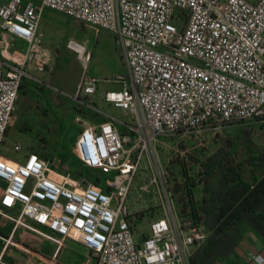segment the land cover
<instances>
[{"label":"built area","instance_id":"2783aa9c","mask_svg":"<svg viewBox=\"0 0 264 264\" xmlns=\"http://www.w3.org/2000/svg\"><path fill=\"white\" fill-rule=\"evenodd\" d=\"M43 8L109 29L119 47L124 72L115 77L118 87L101 97L124 109L128 119L89 99L95 78L81 80L72 95L80 109L71 151L82 166L104 176V186L84 175L72 178L69 171L53 178L48 160L34 151L20 161L1 153L21 81L40 83L36 72L50 64L37 31ZM0 29L25 44L9 50L8 40L0 39V203L16 208L14 216L0 212L79 241L94 264H190L205 231L188 216L182 219L158 146L175 131L264 117V0H6ZM66 44L85 66L86 45L71 37ZM85 107L102 120L91 123ZM141 170L146 173L139 189L148 193L152 186L164 209L136 241L138 211H129L126 198ZM247 257L264 264V247ZM0 264L8 263L0 258Z\"/></svg>","mask_w":264,"mask_h":264},{"label":"rangeland","instance_id":"374dc122","mask_svg":"<svg viewBox=\"0 0 264 264\" xmlns=\"http://www.w3.org/2000/svg\"><path fill=\"white\" fill-rule=\"evenodd\" d=\"M57 16L44 15L38 24V29L42 33L41 43L47 46L48 50H52L55 59H50V64L45 70L36 72L41 80L40 83L31 81L27 85L28 88L31 87L30 89L18 92L17 107L4 136L1 153L7 160L20 161L25 153L38 150L39 154L48 160L50 167H54L57 171L62 169L58 172H64L69 170L68 158L72 159L73 163L81 165L76 155L70 152L72 141L79 128V123L74 121V115L80 109L72 97V92L81 80L87 81L86 76L96 79V89L92 99L102 111L123 121L128 119V115L124 109L104 101L101 97L105 88L118 87L115 77L124 72L120 50L112 32L105 27ZM50 22H56L57 26L52 27ZM68 37L84 43L88 48L89 56L85 66L66 44ZM247 123L250 124L247 131L250 139L264 145V117L249 122L207 124L163 136V143L158 146V152L169 171V186H172L174 181L180 180L176 171L177 163L190 167L188 168L190 173L195 172L194 163L199 161V158L209 153L220 140L240 131ZM14 143L19 146L16 150L13 149ZM243 155L244 147L237 143L232 156L240 158ZM168 159L173 161L172 164H168ZM145 173V170L137 171L126 198L129 211L135 213L138 211L136 215L134 214L132 227L133 238L136 241H139L142 234L147 231L148 221L153 216L162 214L164 209L152 186L148 193L139 189L138 186ZM99 184L104 186L103 175ZM194 195H197L196 191ZM68 264H92V262L91 257L80 247L70 254Z\"/></svg>","mask_w":264,"mask_h":264},{"label":"trees","instance_id":"16d2710c","mask_svg":"<svg viewBox=\"0 0 264 264\" xmlns=\"http://www.w3.org/2000/svg\"><path fill=\"white\" fill-rule=\"evenodd\" d=\"M247 123L237 133L220 140L195 162L196 171L177 163L180 176L172 190L177 195L179 213L205 231L194 245L190 264H212L230 254L246 230L252 229L264 239V145L250 139ZM240 143L244 155L234 158V146ZM168 159V164H172ZM94 183L100 177L78 165ZM196 191L197 195H194Z\"/></svg>","mask_w":264,"mask_h":264},{"label":"crops","instance_id":"0c3cea01","mask_svg":"<svg viewBox=\"0 0 264 264\" xmlns=\"http://www.w3.org/2000/svg\"><path fill=\"white\" fill-rule=\"evenodd\" d=\"M5 1L6 0H0V4ZM31 1L38 2L39 0H31ZM47 14H55L58 15L59 17L65 16L66 18H68V20L72 19V17L68 15H64L55 10L43 8L41 10L38 24L40 23L44 15ZM50 25H52V27L57 26V23L50 22ZM37 31L40 33V37H41L42 33L38 29V25H37ZM1 38H6L8 40L9 50L24 49L25 44L21 38L14 35H10L9 33H6L0 29V39ZM40 42H41V38H40ZM44 47L47 48V46ZM49 50L51 54L50 59L51 58L55 59L53 57L54 54H52L51 52L52 50L51 49ZM29 82H31V80L23 79L21 81L18 92H22V91L24 92L27 91V89H30L31 87L30 88L27 87ZM75 90L76 87H74L72 93H74ZM18 92L15 98L14 109L8 126L12 122L14 111L17 107ZM93 93L89 94V99L94 103L92 99ZM83 114L91 123H98L103 118L102 114L97 113L94 110L87 107L84 108ZM116 125L118 129L122 128V125L120 123H117ZM34 152L37 155L41 156L38 150ZM70 152L72 153L71 149ZM68 160L70 164L69 170L67 169L65 171H69V174L72 178L78 177L79 175H83L82 173L78 174L74 172V168L79 164L76 162L73 163V160L70 158H68ZM82 167L86 168L84 166ZM49 168H50L49 174L53 178L60 179V173L63 172H58V171L62 169H59L57 171L55 170L54 167L49 166ZM0 210L2 212L8 213L13 216L15 215L16 212L15 207L5 206L1 203H0ZM0 235L8 238V241L4 243V240L0 237V258L1 260L5 261L8 264H60V263L68 264V261L70 259V254L78 250V248L80 247H82L85 250L86 254L91 257V262L92 264H94V258L92 255H90L85 245L74 239L61 237L55 232L46 228L45 226L36 224L33 220H31L28 217H22L21 219L16 221L15 219H12L11 217L6 216L5 214L0 212ZM263 247H264V239L260 235H258L254 230L248 229L245 231L242 238L239 240L238 244L234 247V249L230 254L226 255L220 260L214 261L212 264H255L251 260H249L247 254L250 251L262 250Z\"/></svg>","mask_w":264,"mask_h":264},{"label":"water","instance_id":"95a60500","mask_svg":"<svg viewBox=\"0 0 264 264\" xmlns=\"http://www.w3.org/2000/svg\"><path fill=\"white\" fill-rule=\"evenodd\" d=\"M88 77H86V79H87Z\"/></svg>","mask_w":264,"mask_h":264}]
</instances>
